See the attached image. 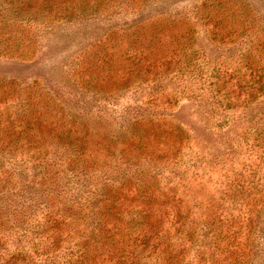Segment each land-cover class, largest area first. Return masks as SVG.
I'll return each mask as SVG.
<instances>
[{"label": "rangeland", "instance_id": "obj_1", "mask_svg": "<svg viewBox=\"0 0 264 264\" xmlns=\"http://www.w3.org/2000/svg\"><path fill=\"white\" fill-rule=\"evenodd\" d=\"M102 3L0 27V264H264V0Z\"/></svg>", "mask_w": 264, "mask_h": 264}, {"label": "trees", "instance_id": "obj_2", "mask_svg": "<svg viewBox=\"0 0 264 264\" xmlns=\"http://www.w3.org/2000/svg\"><path fill=\"white\" fill-rule=\"evenodd\" d=\"M38 3L37 5H35ZM2 4V5H1ZM0 6L3 7L0 10V24L2 29H12V25L15 23L9 22L8 19L19 18L22 21H34L36 24H41L46 27H52L58 23L68 22L72 23L79 18H94L96 16H104L105 9L102 0H3ZM9 12V16H7ZM12 37V36H11ZM19 40H13L10 44H7L5 48H1V55L11 57L24 58V51L19 52L17 50L21 44H17ZM12 49L10 52H7ZM159 235L166 241L168 236H171L169 230L161 228Z\"/></svg>", "mask_w": 264, "mask_h": 264}]
</instances>
